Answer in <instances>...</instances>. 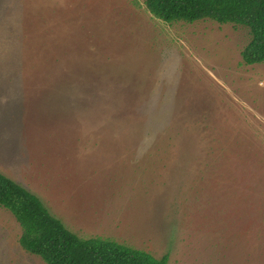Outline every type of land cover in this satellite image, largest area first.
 Returning a JSON list of instances; mask_svg holds the SVG:
<instances>
[{
    "label": "rangeland",
    "instance_id": "rangeland-1",
    "mask_svg": "<svg viewBox=\"0 0 264 264\" xmlns=\"http://www.w3.org/2000/svg\"><path fill=\"white\" fill-rule=\"evenodd\" d=\"M248 27L145 0H0V173L73 233L168 264H264V63ZM0 206V264H45Z\"/></svg>",
    "mask_w": 264,
    "mask_h": 264
},
{
    "label": "trees",
    "instance_id": "trees-1",
    "mask_svg": "<svg viewBox=\"0 0 264 264\" xmlns=\"http://www.w3.org/2000/svg\"><path fill=\"white\" fill-rule=\"evenodd\" d=\"M145 5L166 23L209 19L248 27L252 38L242 51V59L247 65L264 63V0H145ZM0 206L20 224L21 247L45 264H168V255L156 258L109 239L79 237L36 195L2 173Z\"/></svg>",
    "mask_w": 264,
    "mask_h": 264
}]
</instances>
